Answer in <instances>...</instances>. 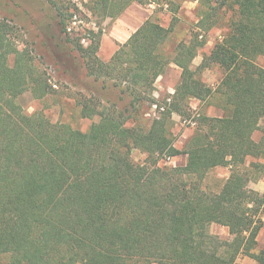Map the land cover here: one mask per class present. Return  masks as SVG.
I'll list each match as a JSON object with an SVG mask.
<instances>
[{
	"label": "trees",
	"instance_id": "16d2710c",
	"mask_svg": "<svg viewBox=\"0 0 264 264\" xmlns=\"http://www.w3.org/2000/svg\"><path fill=\"white\" fill-rule=\"evenodd\" d=\"M191 1L202 31L227 29L196 70L193 59L207 44L201 34L179 44L172 59L163 52L171 29L149 18L105 62L101 34L91 31L87 46L71 38L68 22L78 9L51 0L57 55L120 92L113 102L77 98L82 118H99L87 132L25 112L24 93L41 99L51 87L28 43L19 47L14 27L0 21V262L238 264L248 257L264 264V251L257 252L264 196L248 189L264 174V67L257 62L264 58V0ZM135 2L173 14L180 7L176 0H94L91 9L114 19ZM171 64L182 70L181 81L159 102L155 84ZM213 67L223 73L216 88L197 78V70ZM214 97L219 118L188 103ZM155 105L158 116L145 129L138 119ZM174 115L194 124L183 149L174 145ZM135 149L145 163L134 162ZM180 156L185 164H159ZM217 168L230 175L213 189L206 181ZM213 224L227 227L230 239L212 234Z\"/></svg>",
	"mask_w": 264,
	"mask_h": 264
},
{
	"label": "rangeland",
	"instance_id": "374dc122",
	"mask_svg": "<svg viewBox=\"0 0 264 264\" xmlns=\"http://www.w3.org/2000/svg\"><path fill=\"white\" fill-rule=\"evenodd\" d=\"M63 1L67 4L71 3L74 8L78 9V11H75L76 14L72 20L68 22V31L71 34V38L81 36L83 37L82 43L87 46L91 42L89 39L94 36L92 32L101 34L98 57L105 62H108L120 46L127 42L134 31L145 20L148 12H150V18L160 23L163 27L171 29L163 52L172 59L177 53L179 44L182 42L189 44L193 38L199 34L202 35L199 40H205L207 44L204 48L198 50L197 57L193 59L192 68L194 70L202 63L203 56L208 54L227 32L225 25L213 28L208 32L202 31L197 18L198 2L191 0H176V3L180 6L176 14L170 13L166 6L157 7L154 3L141 5L135 2L121 16L114 19H104L95 15L91 9L94 0ZM55 14L56 11L53 9L51 0H0V21L14 27L19 47L24 48V42L28 43L29 49L33 51L37 59L36 68L42 73L45 72L48 84L51 87L50 94L44 98L37 99L29 91L24 93L19 100L25 112L29 115L40 112L53 124H67L74 129L87 132L94 122L99 121V118L93 120L82 118L80 107L76 101L77 98L80 95L85 97L94 95L102 100L113 102L119 100L120 92L113 87L112 82H104L102 79L97 81L93 77H88L80 64L72 63L70 59L62 57L61 54L57 55L54 42L51 39ZM230 15V13L227 14L224 23L227 22ZM14 61L15 58L11 57L10 64L12 66ZM194 62L199 65H194ZM257 62L264 67V58ZM181 72L182 70L179 67L171 64L167 72L158 78L155 84L154 97L159 102L175 92L171 89L175 90L180 83ZM222 75L223 73L218 67L208 70H197V78L212 88H216ZM161 85L168 88L162 89ZM220 102L219 98L214 97L207 102L200 103V112L206 114L210 105L222 109ZM188 103L190 104L191 101ZM190 106L194 110L191 104ZM157 116L158 111L155 105L148 110L147 114L138 119V124L148 129L152 120ZM193 126L192 121L184 120L174 115L171 132L174 138V145L178 149L184 148L192 134ZM262 126H264V123ZM258 133L256 134L257 136H259ZM132 158L135 163L143 164L147 155L135 149L132 152ZM261 161L264 162L263 159ZM185 162L186 157L180 156L172 158L171 161L161 159L159 164L161 166H178L185 164ZM226 175H230L228 168H217L209 174L206 183L213 189L218 186L221 187ZM211 230L212 228L210 227L209 231ZM211 233L214 234L212 231ZM218 236L221 237V235ZM260 251H264V229L260 231L258 237L257 252ZM247 260L249 259L247 258ZM252 261L254 264H258L256 261ZM0 264L7 263L2 261Z\"/></svg>",
	"mask_w": 264,
	"mask_h": 264
},
{
	"label": "crops",
	"instance_id": "0c3cea01",
	"mask_svg": "<svg viewBox=\"0 0 264 264\" xmlns=\"http://www.w3.org/2000/svg\"><path fill=\"white\" fill-rule=\"evenodd\" d=\"M131 7V6H130ZM150 12H148V15L145 16V20L142 22L141 25L144 24L145 21H147L150 17ZM141 25L139 27H141ZM138 27V28H139ZM137 28V29H138ZM137 29L134 31V33L137 31ZM131 37V36H130ZM194 65H199L197 62H194ZM162 89H167L168 87L167 86H160ZM173 91H175L174 89H171ZM192 106H193V109L196 111V112H200V101L198 102V100H191V103H190ZM201 113H204V112H201ZM207 116H210V117H216V118H219V117H222L223 116V110L220 109L219 107L217 106H214V105H210L207 109V113L205 114ZM258 132H256L254 134V139L256 141H259L262 137V133H258L259 136H257ZM264 160V159H263ZM263 162V161H262ZM264 163V162H263ZM229 177V175H226V179ZM225 179V180H226ZM253 193H255L257 196L259 197H262L264 196V174L255 182H251L250 185H249V188ZM263 220H264V217H263ZM221 227V229H220ZM211 228H212V232L216 235H221V239L223 240H228L230 239V233H229V229L227 227H224V226H221V225H218V224H213L211 225ZM263 230V229H262ZM261 231V230H260ZM261 249V248H259ZM248 257H241L238 261V264H254V262L252 261V259L248 258L249 260H247Z\"/></svg>",
	"mask_w": 264,
	"mask_h": 264
},
{
	"label": "built area",
	"instance_id": "2783aa9c",
	"mask_svg": "<svg viewBox=\"0 0 264 264\" xmlns=\"http://www.w3.org/2000/svg\"><path fill=\"white\" fill-rule=\"evenodd\" d=\"M168 160L171 161L172 159L169 158Z\"/></svg>",
	"mask_w": 264,
	"mask_h": 264
}]
</instances>
